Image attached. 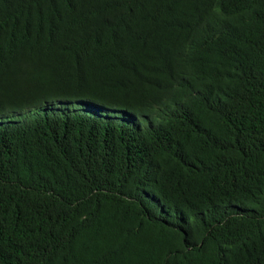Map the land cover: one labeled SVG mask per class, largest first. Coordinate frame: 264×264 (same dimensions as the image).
<instances>
[{
	"label": "trees",
	"instance_id": "obj_1",
	"mask_svg": "<svg viewBox=\"0 0 264 264\" xmlns=\"http://www.w3.org/2000/svg\"><path fill=\"white\" fill-rule=\"evenodd\" d=\"M0 264H264V0H0Z\"/></svg>",
	"mask_w": 264,
	"mask_h": 264
},
{
	"label": "rangeland",
	"instance_id": "obj_2",
	"mask_svg": "<svg viewBox=\"0 0 264 264\" xmlns=\"http://www.w3.org/2000/svg\"><path fill=\"white\" fill-rule=\"evenodd\" d=\"M41 108L26 109L21 113H6L3 115L5 120H14V121H23L27 120L29 116L34 115L37 111H40Z\"/></svg>",
	"mask_w": 264,
	"mask_h": 264
}]
</instances>
